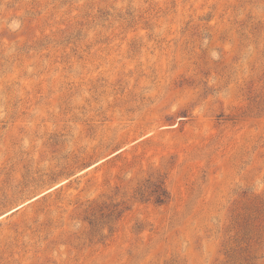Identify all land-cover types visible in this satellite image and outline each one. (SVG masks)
Here are the masks:
<instances>
[{"label":"rangeland","instance_id":"1","mask_svg":"<svg viewBox=\"0 0 264 264\" xmlns=\"http://www.w3.org/2000/svg\"><path fill=\"white\" fill-rule=\"evenodd\" d=\"M0 264H264V0H0Z\"/></svg>","mask_w":264,"mask_h":264},{"label":"trees","instance_id":"2","mask_svg":"<svg viewBox=\"0 0 264 264\" xmlns=\"http://www.w3.org/2000/svg\"><path fill=\"white\" fill-rule=\"evenodd\" d=\"M164 196H165V192L160 193V195L157 196V201L164 202Z\"/></svg>","mask_w":264,"mask_h":264}]
</instances>
